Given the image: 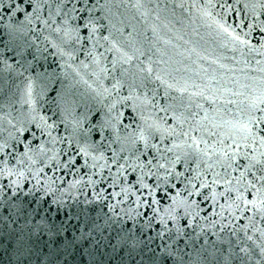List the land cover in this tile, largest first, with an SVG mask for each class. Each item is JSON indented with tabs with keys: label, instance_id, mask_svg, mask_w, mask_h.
Masks as SVG:
<instances>
[{
	"label": "water",
	"instance_id": "obj_1",
	"mask_svg": "<svg viewBox=\"0 0 264 264\" xmlns=\"http://www.w3.org/2000/svg\"><path fill=\"white\" fill-rule=\"evenodd\" d=\"M261 110L264 0H0V264H264Z\"/></svg>",
	"mask_w": 264,
	"mask_h": 264
},
{
	"label": "snow or ice",
	"instance_id": "obj_2",
	"mask_svg": "<svg viewBox=\"0 0 264 264\" xmlns=\"http://www.w3.org/2000/svg\"><path fill=\"white\" fill-rule=\"evenodd\" d=\"M261 111L264 112V110H261ZM256 121H259L260 123H264V117H256V116L250 115L248 122H246L244 125H241V127L244 129V131L248 134L244 137L245 140H247L249 136H251L253 138V140L255 139V134L252 133L251 128H252V123H254ZM261 131H264V129H261ZM259 139H260L261 144H264V136H261ZM262 155H264V154H262ZM256 163H264V162L256 161ZM262 251H264V250H262Z\"/></svg>",
	"mask_w": 264,
	"mask_h": 264
}]
</instances>
